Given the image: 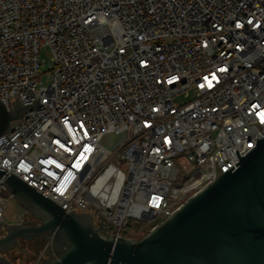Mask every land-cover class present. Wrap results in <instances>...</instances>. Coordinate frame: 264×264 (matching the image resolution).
<instances>
[{"label":"built area","instance_id":"obj_1","mask_svg":"<svg viewBox=\"0 0 264 264\" xmlns=\"http://www.w3.org/2000/svg\"><path fill=\"white\" fill-rule=\"evenodd\" d=\"M0 101L28 107L0 170L110 234L149 232L263 137L264 0H0Z\"/></svg>","mask_w":264,"mask_h":264},{"label":"water","instance_id":"obj_2","mask_svg":"<svg viewBox=\"0 0 264 264\" xmlns=\"http://www.w3.org/2000/svg\"><path fill=\"white\" fill-rule=\"evenodd\" d=\"M28 107L0 101V136ZM229 170L189 197L141 239L108 233L88 213L65 212L16 176L3 187L37 223L0 222V264L19 240L42 237L54 258L44 264H264V132Z\"/></svg>","mask_w":264,"mask_h":264},{"label":"rangeland","instance_id":"obj_3","mask_svg":"<svg viewBox=\"0 0 264 264\" xmlns=\"http://www.w3.org/2000/svg\"><path fill=\"white\" fill-rule=\"evenodd\" d=\"M39 58L41 61L40 79L46 83V77L51 68V53L49 49L46 47L40 48ZM183 100H185L184 96L176 98L177 102ZM121 138L122 134L108 133L102 137L101 144L105 148L112 150L117 147ZM1 197L6 199L3 221L8 224H20L24 220L27 213L13 197H10L8 192H2ZM29 220L34 223L38 222L33 217L29 218ZM150 226L151 225H149V227ZM4 233V230L0 226V237ZM45 244L46 243L38 245L36 243L21 240L19 246L10 250L6 256L13 264H42L43 261L54 258V254L50 247L47 248V252H43Z\"/></svg>","mask_w":264,"mask_h":264},{"label":"trees","instance_id":"obj_4","mask_svg":"<svg viewBox=\"0 0 264 264\" xmlns=\"http://www.w3.org/2000/svg\"><path fill=\"white\" fill-rule=\"evenodd\" d=\"M147 226L141 222H133L127 225L123 231V235L134 240L141 239L147 233Z\"/></svg>","mask_w":264,"mask_h":264},{"label":"flooded vegetation","instance_id":"obj_5","mask_svg":"<svg viewBox=\"0 0 264 264\" xmlns=\"http://www.w3.org/2000/svg\"><path fill=\"white\" fill-rule=\"evenodd\" d=\"M29 218H32V216H30L29 214H26L24 220L22 222L26 223V224H29V223H34L33 221L29 220ZM35 224V223H34ZM21 240L18 241V245L15 246V247H18L19 246V243H20ZM24 241V240H23ZM28 242H32V243H36L38 245L40 244H43V243H49V241H46L44 238L42 237H39V238H36L32 241H28Z\"/></svg>","mask_w":264,"mask_h":264}]
</instances>
